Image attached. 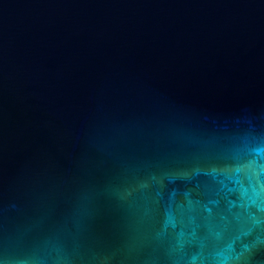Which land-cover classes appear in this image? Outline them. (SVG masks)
<instances>
[{"label": "water", "instance_id": "water-1", "mask_svg": "<svg viewBox=\"0 0 264 264\" xmlns=\"http://www.w3.org/2000/svg\"><path fill=\"white\" fill-rule=\"evenodd\" d=\"M0 264H264V0H0Z\"/></svg>", "mask_w": 264, "mask_h": 264}]
</instances>
